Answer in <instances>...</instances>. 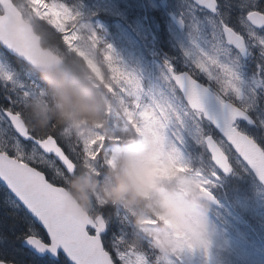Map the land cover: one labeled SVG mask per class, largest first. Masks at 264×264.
I'll return each instance as SVG.
<instances>
[{
	"label": "snow or ice",
	"instance_id": "6c2138e0",
	"mask_svg": "<svg viewBox=\"0 0 264 264\" xmlns=\"http://www.w3.org/2000/svg\"><path fill=\"white\" fill-rule=\"evenodd\" d=\"M31 3L57 32L74 14L82 15L67 0ZM193 3V14L180 20L191 26L190 44L166 59L148 86L143 76L121 65L110 44L105 47L134 131L158 142L165 162L191 173L202 194L214 201L220 171L251 168L264 181V0ZM93 39L104 43L95 30ZM0 45L6 50L0 52V202L25 224L14 242L28 250L32 264H171L150 240L132 245L131 225L106 205H99L95 216L63 213L68 180L91 159L89 149L55 129L41 135L29 128L25 96L43 81L26 71V51L3 39ZM148 223L164 220L158 216ZM8 244L0 235V264H22L19 250L10 255ZM210 246V240H177L175 256L183 264L185 253L208 255Z\"/></svg>",
	"mask_w": 264,
	"mask_h": 264
},
{
	"label": "rangeland",
	"instance_id": "374dc122",
	"mask_svg": "<svg viewBox=\"0 0 264 264\" xmlns=\"http://www.w3.org/2000/svg\"><path fill=\"white\" fill-rule=\"evenodd\" d=\"M29 1L31 2V0ZM120 2L121 0H117L112 6V0H98V4L107 5L108 7L112 6V8H114V6L121 8ZM170 2L171 6L177 12L180 9H185L184 5H182L179 0H170ZM94 7V5H81L77 10L80 11L82 15L74 14L71 18L64 22V24H62L60 31L65 32L69 43L76 47L80 55L86 60L88 66L90 67V76L96 78L101 76V70L98 66L96 54L97 40L93 39V32L95 30L98 34L99 31L97 24H95L92 20L86 19V15H88L89 11ZM186 14H193V10L190 9ZM34 15L39 17L36 12H34ZM76 15L81 18L80 22L74 28L69 29V21L75 19ZM123 29H127V42L125 44L126 48H121L116 45V47H112L115 49L116 54L120 58L121 65L128 70L135 71L137 74L143 77L145 76L147 80V84L145 85L148 86V84L154 81L155 78L159 76V74L153 78V68L151 69L152 64H148V68L146 65L136 66L131 64V56L135 52L137 38L130 28L124 27ZM173 30L176 31L182 46H188L190 44L192 29L188 21L185 30L181 31L178 28L176 29V26L173 27ZM108 61L111 73L117 77L118 73L116 68L113 67V63L109 59ZM111 90L112 89H110V91ZM104 95V99L107 100V108L112 110L109 95ZM112 113L113 112L111 111V114ZM120 115L124 123L129 122L126 115L123 116V113ZM81 131L86 146L89 149V154L92 155L88 164L89 168L96 169L100 160V156L97 154V151L104 140V134L100 130L96 129H83ZM132 151L141 152L148 157L147 163L150 167L151 174H160L162 177H172V179L173 176H175L176 179L178 178L177 181L180 188L176 191L181 195L189 192L193 184L198 188L200 187L199 183L197 182V178H195L191 173H180L179 175L173 173L174 168L165 162L161 146L158 142L154 140L146 141L138 134L137 144L133 147L131 146L130 148L127 147V150L124 153L127 154ZM120 154L119 146H114L112 154L107 159L108 164L113 166ZM104 157L107 158V155ZM245 174L248 176V191L251 196H239L234 200L224 203V209L220 210L218 215L224 219L225 224L219 223L217 219L209 216V221L212 225V231L209 238L211 241V246L209 248L208 255H205L202 251H197L195 253H185L183 264H231L229 261L231 258L234 259H232V264H264V253H262L257 248L254 235L246 227V224H249L251 225V229L254 226L255 220L257 218H260L264 223V197L251 173L246 171ZM217 185H221V182L218 181ZM163 217L164 225L169 227L171 230V238L175 239L176 241L187 239L183 233L176 230V226L167 215H163ZM158 224L159 223H155L152 226H156ZM229 226H232L233 228L231 229ZM215 246L221 247L223 249V251H221L223 254V259H221L220 255L216 252ZM160 256L163 259L171 261V264H180L175 255L171 258L163 255Z\"/></svg>",
	"mask_w": 264,
	"mask_h": 264
},
{
	"label": "clouds",
	"instance_id": "9594fccd",
	"mask_svg": "<svg viewBox=\"0 0 264 264\" xmlns=\"http://www.w3.org/2000/svg\"><path fill=\"white\" fill-rule=\"evenodd\" d=\"M16 27L17 23L13 21L8 30L14 31ZM38 71L42 74L49 73L46 65H42ZM57 111L61 119L70 121L77 128L85 120L93 124L101 120L98 110L70 88L57 95ZM147 159L146 155L138 151L125 154L113 173V182L105 186L106 199L113 204L144 202L146 215L138 216L136 223L152 240V247L163 256L171 258L176 255L177 241L171 238V230L163 223L156 226L144 223L146 218L153 217L156 213L167 215L176 230L193 244L209 240L212 231L209 200L194 184L183 195L175 189L162 186L158 179L151 176ZM97 185L98 181L92 176L73 179L67 188L71 199L64 202L63 213L74 218L90 214L92 194L96 192Z\"/></svg>",
	"mask_w": 264,
	"mask_h": 264
},
{
	"label": "trees",
	"instance_id": "16d2710c",
	"mask_svg": "<svg viewBox=\"0 0 264 264\" xmlns=\"http://www.w3.org/2000/svg\"><path fill=\"white\" fill-rule=\"evenodd\" d=\"M81 0H67L71 5H77ZM133 6H138L137 0H130ZM36 31L40 34L42 44L52 48L55 52L61 54L65 60V66L61 69L50 71L48 74L34 73L43 81V85L38 88H31L25 96V111L27 113L28 123L32 129L39 134H44L49 129H55L60 132L62 125L66 120L60 118L57 111V95L63 93L70 88L75 93L82 96L91 106L98 110L99 115L103 112L100 109L98 99L96 97L95 88L88 79L82 74L79 62L81 59L74 51L69 50L68 44L65 42L62 33L50 29L43 20L36 21ZM70 141L81 143L78 137L73 134ZM47 173V172H46ZM49 175V173H47ZM84 170L79 169L74 178L68 180V184L76 177H83ZM106 206L115 210L120 203L112 204L109 202ZM117 211L115 210V213ZM29 219H32L29 216ZM35 227L40 233H44L42 229L33 221ZM25 228V224L20 218H14L11 209H7L0 202V235L6 236L9 240L7 245L9 254H14L19 250L17 259L22 264H32V256L26 248H22L18 242H14L15 235H18ZM129 242L132 244L134 240L143 241L140 234L133 233L129 235ZM133 240V241H130Z\"/></svg>",
	"mask_w": 264,
	"mask_h": 264
},
{
	"label": "water",
	"instance_id": "95a60500",
	"mask_svg": "<svg viewBox=\"0 0 264 264\" xmlns=\"http://www.w3.org/2000/svg\"><path fill=\"white\" fill-rule=\"evenodd\" d=\"M0 1L5 10L4 14L0 15V39L7 40L14 50L26 51L28 55L25 56V59L37 70L42 65H46L49 70L61 67L64 60L50 49L42 46L41 39L34 30V25L24 20L21 10L11 0ZM13 21L17 23V27L10 32L8 26ZM70 199L71 197L67 191L66 201ZM35 222L46 231L38 221Z\"/></svg>",
	"mask_w": 264,
	"mask_h": 264
},
{
	"label": "bare ground",
	"instance_id": "6f19581e",
	"mask_svg": "<svg viewBox=\"0 0 264 264\" xmlns=\"http://www.w3.org/2000/svg\"><path fill=\"white\" fill-rule=\"evenodd\" d=\"M44 48H46V49H50L52 52H55L52 48H50V47H47V46H44Z\"/></svg>",
	"mask_w": 264,
	"mask_h": 264
}]
</instances>
